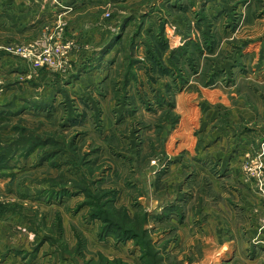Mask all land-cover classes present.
Instances as JSON below:
<instances>
[{
    "label": "rangeland",
    "instance_id": "1",
    "mask_svg": "<svg viewBox=\"0 0 264 264\" xmlns=\"http://www.w3.org/2000/svg\"><path fill=\"white\" fill-rule=\"evenodd\" d=\"M0 264H264V0H0Z\"/></svg>",
    "mask_w": 264,
    "mask_h": 264
},
{
    "label": "crops",
    "instance_id": "2",
    "mask_svg": "<svg viewBox=\"0 0 264 264\" xmlns=\"http://www.w3.org/2000/svg\"><path fill=\"white\" fill-rule=\"evenodd\" d=\"M246 139V137L244 138V140ZM247 147V146H246ZM249 147V146H248Z\"/></svg>",
    "mask_w": 264,
    "mask_h": 264
}]
</instances>
